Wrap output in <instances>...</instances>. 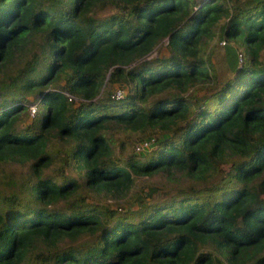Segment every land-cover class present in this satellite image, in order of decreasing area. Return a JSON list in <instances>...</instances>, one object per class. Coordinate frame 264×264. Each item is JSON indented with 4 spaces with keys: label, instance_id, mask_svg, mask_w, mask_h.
Masks as SVG:
<instances>
[{
    "label": "trees",
    "instance_id": "16d2710c",
    "mask_svg": "<svg viewBox=\"0 0 264 264\" xmlns=\"http://www.w3.org/2000/svg\"><path fill=\"white\" fill-rule=\"evenodd\" d=\"M0 264H264V0H0Z\"/></svg>",
    "mask_w": 264,
    "mask_h": 264
},
{
    "label": "rangeland",
    "instance_id": "374dc122",
    "mask_svg": "<svg viewBox=\"0 0 264 264\" xmlns=\"http://www.w3.org/2000/svg\"><path fill=\"white\" fill-rule=\"evenodd\" d=\"M109 11L107 10L106 12H104V14H107ZM220 45H223V44H219V46ZM219 46H216L215 47V50H217V48L219 47ZM160 54H162V55H166V51L164 50V49H161V51H160ZM217 54V51H216V53L215 54H213L212 56H211V61H212V63L214 64V66H215V68H216V70L219 68V65H221V62H220V58L216 55ZM157 52H155V51H153L152 53H150L149 55H148V57H146L145 59H153V58H155V57H157ZM114 87H116V86H114ZM117 89H119V88H117ZM122 90V89H121ZM29 100H31V98H29ZM29 117H32V116H29ZM20 125L22 124V122H20L19 123ZM150 147V146H149ZM149 147H147V149L149 148ZM145 147L143 148V149H138L136 152H139V153H141V155H143V153L147 150ZM143 180H145V177H140V178H138V179H136V184L137 185H140L141 184V182H143ZM151 180L152 181H154V182H157L158 184L160 183V181H161V179H160V177L159 176H154V177H152L151 178ZM114 206V205H113ZM127 205H125V207H126ZM132 207H134L135 206V203H133L132 205H131Z\"/></svg>",
    "mask_w": 264,
    "mask_h": 264
},
{
    "label": "built area",
    "instance_id": "2783aa9c",
    "mask_svg": "<svg viewBox=\"0 0 264 264\" xmlns=\"http://www.w3.org/2000/svg\"><path fill=\"white\" fill-rule=\"evenodd\" d=\"M223 44V42H221ZM123 92L121 90H116L113 94L114 98H120L122 96ZM28 114L29 116H33L35 111H36V105L35 103H29L27 106ZM150 146V142H144L141 145H138L135 147V150L137 151L138 149H143L144 147L147 148Z\"/></svg>",
    "mask_w": 264,
    "mask_h": 264
}]
</instances>
